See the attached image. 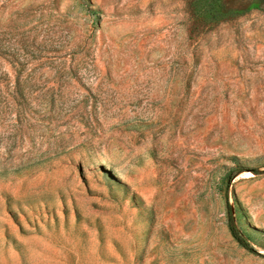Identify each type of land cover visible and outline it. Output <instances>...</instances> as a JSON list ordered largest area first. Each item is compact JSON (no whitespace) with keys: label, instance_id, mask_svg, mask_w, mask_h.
Returning a JSON list of instances; mask_svg holds the SVG:
<instances>
[{"label":"rangeland","instance_id":"rangeland-1","mask_svg":"<svg viewBox=\"0 0 264 264\" xmlns=\"http://www.w3.org/2000/svg\"><path fill=\"white\" fill-rule=\"evenodd\" d=\"M0 264H264V0H0Z\"/></svg>","mask_w":264,"mask_h":264},{"label":"trees","instance_id":"trees-1","mask_svg":"<svg viewBox=\"0 0 264 264\" xmlns=\"http://www.w3.org/2000/svg\"><path fill=\"white\" fill-rule=\"evenodd\" d=\"M228 226H229V230L232 236L239 243L240 246H242L243 248L247 249L250 252L257 253L253 249V247L250 245L249 241L245 238L243 233L239 231L236 225V220H235V217L233 216L231 207L229 208V211H228Z\"/></svg>","mask_w":264,"mask_h":264},{"label":"crops","instance_id":"crops-1","mask_svg":"<svg viewBox=\"0 0 264 264\" xmlns=\"http://www.w3.org/2000/svg\"><path fill=\"white\" fill-rule=\"evenodd\" d=\"M228 32L233 33V35H232L231 37H232V39H234V38H235V33H236V32H235V31H228ZM237 39H239V38L237 37L235 40H237ZM235 40H234V41H235Z\"/></svg>","mask_w":264,"mask_h":264}]
</instances>
